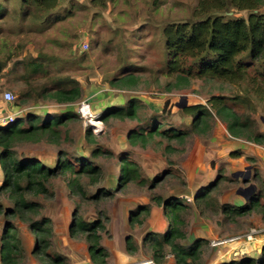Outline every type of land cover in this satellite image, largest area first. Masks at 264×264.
Listing matches in <instances>:
<instances>
[{
    "label": "rangeland",
    "instance_id": "obj_1",
    "mask_svg": "<svg viewBox=\"0 0 264 264\" xmlns=\"http://www.w3.org/2000/svg\"><path fill=\"white\" fill-rule=\"evenodd\" d=\"M199 1L117 0L100 8L89 0H65L55 17L42 22L33 12L22 16L20 0H0V62L7 65L0 74V114L31 113L51 119L71 107L78 117L64 128L58 143L22 144L17 147L19 154L50 166L64 153L62 157L69 158L77 170L82 166L79 161L98 169L94 175L60 173L48 184L52 194L29 197L41 205L42 214L51 218L53 229L57 231L53 237L54 253L70 255L73 251L63 249L65 240L71 239L69 224L75 209L80 217L93 222L100 213L111 218V212L119 215L123 212L130 218L139 207L149 206L151 212L146 222L141 227L131 228L129 236L137 246L140 243L141 255L144 254V259L136 264L151 260L146 237L153 233L161 235L170 225L168 214L157 204L158 198L163 201L178 198L186 205L187 236L191 242L203 241L202 264L256 258L261 253L264 234L252 241L246 238L253 228H264L261 213L232 220L219 206L216 211L208 210L194 202L195 196L214 182L222 169H226L228 180L222 179L212 194L215 206L246 205L245 196L250 193L246 189L251 184L255 185L256 193L264 195L262 176L254 179L251 170L246 181L250 165L230 157L232 151L238 150L239 141L228 134L224 124L216 120L209 136L193 134L184 142L160 136L143 145L130 141L132 131L151 130L161 122L168 129L188 131L191 118L183 113L185 106L207 104L212 95H231L236 90L219 81L202 80H194L188 88H173L176 80L168 75L163 29L170 23L195 22ZM260 11L264 12V5ZM248 14L231 9L226 17L246 18ZM31 60L40 61L44 70L25 80L29 74L25 67ZM128 74L137 77L138 82L127 88L111 85V81ZM60 77H70L81 84L82 98L72 106L46 99L41 94L45 86ZM7 91L14 95V102H5ZM28 91L29 99L18 100L20 93ZM130 100L139 104L137 119L100 120L108 111L123 107ZM84 103L90 105L88 115L80 112ZM243 111L251 114L248 107L242 108ZM251 116L264 131V106H259ZM92 120L99 124L91 125ZM88 135H93V140H87ZM96 150L98 152L94 153ZM125 159L139 166V175L137 181L121 188L120 162ZM73 179L79 181L81 189L72 188ZM104 191L112 196L100 194L102 198L98 201L91 198ZM262 201L264 203V198ZM0 203L6 208L13 207L7 194L0 195ZM110 220L106 223L107 229ZM15 223L30 251L35 243L34 235L30 234L26 223L19 220ZM3 225L4 218L0 216V234ZM104 238H112L110 231ZM77 241L86 243L83 238ZM77 248L81 249V245ZM30 259L28 256L26 264H31Z\"/></svg>",
    "mask_w": 264,
    "mask_h": 264
},
{
    "label": "trees",
    "instance_id": "obj_2",
    "mask_svg": "<svg viewBox=\"0 0 264 264\" xmlns=\"http://www.w3.org/2000/svg\"><path fill=\"white\" fill-rule=\"evenodd\" d=\"M95 7L106 8L108 3L117 0H89ZM65 0H20L22 16L36 14L42 22L55 17ZM264 0H200L195 10V22H179L167 24L163 29L164 49L168 75L174 77L173 88H188L194 80L219 81L233 86L236 90L231 95H212L207 104L187 105L183 113L191 118L188 131L173 130L165 127L164 122L158 123L153 129L134 130L130 141L134 145L146 144L156 136L184 142L189 135L209 136L216 120L225 125L228 134L238 140L264 146V131L251 116L259 106H264V12L260 9ZM247 11L245 17H226L231 10ZM6 63L0 62V74L6 68ZM29 73L26 78L43 73V64L31 60L25 67ZM138 82L132 74L111 81L117 88H127ZM41 94L52 101L68 104L78 102L83 95L79 81L70 77H60L52 80V85L45 86ZM29 99L30 93H20L18 100ZM71 104V105H70ZM251 109L241 112L242 108ZM100 120L108 122L114 119H137L139 104L130 100L125 106L108 111ZM78 117L72 111H65L51 119L37 117L27 113L16 122L0 127V167L3 181L0 195L7 194L13 201V207L6 208L0 203V216L4 218L3 230L0 234V261L2 264H26L28 256L38 264H72L71 259L62 253H54V229L51 218L42 214L38 202L29 199L39 194H52L49 183L60 173L97 174L98 169L84 161L77 170L69 158L62 157L52 165L47 166L42 161L20 155L17 147L22 144H38L44 141L59 142L64 131ZM93 140V135L86 138ZM98 151H94L97 153ZM243 156L240 150L232 151L230 157L239 159ZM62 157V158H61ZM253 165L254 179L261 178L260 170L255 168L256 159L246 157ZM119 183L121 188L137 181L139 166L125 159L120 162ZM226 169L219 170L217 179L195 196V205H204L208 210L220 211L229 219L235 220L255 212L264 217L262 193H254L246 205L228 204L214 205L212 194L220 186L225 177ZM74 190L81 189L79 181L73 179L70 183ZM85 195V193H82ZM100 194L111 197L107 192L92 196L101 200ZM157 204L170 219V225L161 235L155 233L146 237V243L151 249V260L155 264H164L167 256L174 259L175 264H202L203 241L191 242L187 236V221L184 214L188 208L178 198L168 200L156 199ZM216 211V210H215ZM151 207L142 206L132 213L129 225L132 229L141 227L150 215ZM105 222H104V220ZM16 220L27 224L28 231L35 237V243L28 251L22 239V232L16 225ZM110 220L106 213L93 222L80 217L78 210L72 213L69 224V236L73 239L83 238L88 244V253L94 264H109L110 254L103 246L104 234L109 235L106 223ZM126 250L130 254L138 252L139 248L131 236L126 242ZM221 264H264V247L256 258L245 257L239 261L223 262Z\"/></svg>",
    "mask_w": 264,
    "mask_h": 264
},
{
    "label": "crops",
    "instance_id": "obj_3",
    "mask_svg": "<svg viewBox=\"0 0 264 264\" xmlns=\"http://www.w3.org/2000/svg\"><path fill=\"white\" fill-rule=\"evenodd\" d=\"M239 141L236 149L240 150L243 153V156L239 159H235L237 162H241L244 160L248 165H250L251 169L253 165L247 162L246 157H253L256 159V164L258 169L261 171V176L264 180V146L255 145L246 141L235 139ZM2 171L0 169V176L3 181ZM152 214V213H151ZM110 223L108 224V231H110L112 238H103L102 244L107 249L110 254L109 264H136L138 261L144 259V254H142V246L140 243L138 244V252L135 254H130L126 250V242L129 237V232H131V227L129 225V216L126 213L118 214L116 211L110 213ZM152 217V216H151ZM56 230L54 234H56ZM77 239H69L65 240V246L63 250H70V255H67L72 264H94L89 257L88 246L86 243H76ZM77 245H81V249L77 248ZM264 246V245H263ZM262 246V247H263ZM71 248V249H70ZM149 254L151 255V249L148 248ZM257 255H260L257 254ZM150 257V256H149ZM171 257V256H170ZM31 264H38L32 259L29 260ZM0 264L1 261H0ZM164 264H175L174 259L171 257H167Z\"/></svg>",
    "mask_w": 264,
    "mask_h": 264
},
{
    "label": "built area",
    "instance_id": "obj_4",
    "mask_svg": "<svg viewBox=\"0 0 264 264\" xmlns=\"http://www.w3.org/2000/svg\"><path fill=\"white\" fill-rule=\"evenodd\" d=\"M85 47H87V44L84 45ZM4 100L7 103H12L15 100L14 95L11 92H5L4 93ZM90 109V105L89 103H84L82 105V107L80 108V112L84 115H88V110ZM26 115V114H25ZM25 115L23 116H19V114L14 113V114H9V115H2L0 114V127H4L6 125L12 124L14 122H16L17 119L25 117ZM264 234V228H253L250 233L247 235V240L252 241L254 240L257 236L259 235H263ZM140 264H155L152 260H148L146 262H142Z\"/></svg>",
    "mask_w": 264,
    "mask_h": 264
},
{
    "label": "water",
    "instance_id": "obj_5",
    "mask_svg": "<svg viewBox=\"0 0 264 264\" xmlns=\"http://www.w3.org/2000/svg\"><path fill=\"white\" fill-rule=\"evenodd\" d=\"M262 121L264 122V119H262ZM247 170H248V177L246 178V181L247 179H249V177L251 176V167H247ZM238 175H240L241 173H237ZM247 191H250L249 195L248 196H245V199L248 200L256 191V187L255 185L251 184L250 187L248 189H246Z\"/></svg>",
    "mask_w": 264,
    "mask_h": 264
},
{
    "label": "bare ground",
    "instance_id": "obj_6",
    "mask_svg": "<svg viewBox=\"0 0 264 264\" xmlns=\"http://www.w3.org/2000/svg\"><path fill=\"white\" fill-rule=\"evenodd\" d=\"M99 123H98V121L97 120H92V122H91V125H98Z\"/></svg>",
    "mask_w": 264,
    "mask_h": 264
}]
</instances>
